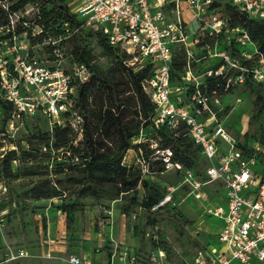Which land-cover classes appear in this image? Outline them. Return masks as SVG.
<instances>
[{
    "label": "built area",
    "instance_id": "1",
    "mask_svg": "<svg viewBox=\"0 0 264 264\" xmlns=\"http://www.w3.org/2000/svg\"><path fill=\"white\" fill-rule=\"evenodd\" d=\"M64 1L81 22L72 32L82 27L100 31L112 47L129 56L126 65L133 67L134 71L151 67V75L142 82V87L155 106L154 125L166 124L172 130L183 125L207 162L204 179H200L193 171L172 163L169 149L156 151L165 171H180L183 184L198 200L207 198L202 190L204 186L216 185L224 189L223 204L209 210L211 216L222 222L215 234L218 247L197 250L194 264H264V170L261 174L254 170L256 166L264 169L259 153L254 151L260 149L255 147L249 156L238 146V141L221 124L220 94L216 88L207 90L206 86L209 77L220 76L222 84L228 87L233 82L242 84L247 75L264 86V55L258 53L246 32L239 27L226 30L227 19L216 16V9H211L218 0ZM229 2L249 18L264 20V0ZM184 10L190 13V21L198 22L200 34L195 37L196 33H192V40ZM206 13L210 15L207 19L203 18ZM224 30L225 33L237 31L241 34L235 39L238 46L248 43L254 46V52L239 51L241 59L251 62L248 66L230 57L223 48L224 40H215L213 45H200L204 38H215ZM29 32L35 37L43 29L32 25ZM16 38L13 36L9 44L0 41V98L11 106L5 121L0 116V160L8 151L17 150L13 138L18 123L24 118L40 115L49 124V130L54 124L67 123L81 138L82 118L73 108L75 88L92 76L84 64L73 63L70 71L60 67L58 42L65 36L45 40L53 46L51 54L56 57L52 66L46 64L47 59L33 57L27 50L21 52L22 47L14 42ZM219 44L221 47L218 48ZM178 47L184 49L186 63L181 67V82L173 84L172 57ZM197 48L207 51L209 57L218 58L216 69H206L201 75L195 73L192 64L201 59L195 57ZM230 72L235 74L233 81L231 77L227 78ZM133 143H136L135 139ZM137 162L142 173H146L148 167L143 157H138ZM17 163V160L12 161L13 166ZM0 190H7L1 177ZM169 199L165 196L159 206ZM159 254L161 262L168 264L164 253L159 251ZM24 256L20 249L4 252L6 261ZM137 259V255L131 257L132 262ZM69 263L80 264L81 261L72 255Z\"/></svg>",
    "mask_w": 264,
    "mask_h": 264
},
{
    "label": "trees",
    "instance_id": "2",
    "mask_svg": "<svg viewBox=\"0 0 264 264\" xmlns=\"http://www.w3.org/2000/svg\"><path fill=\"white\" fill-rule=\"evenodd\" d=\"M39 13L34 24L42 27L43 32L35 37L27 33L30 46L40 44L47 38L58 39L60 35L69 32L68 36L58 42L70 44V58L73 63L84 64L92 73L91 78L75 88L74 110L82 118L81 138L66 123L54 124L51 130L31 132L25 139V147L8 151L0 160V177L7 185L9 179H16L13 172V160L18 164L31 162L38 164V170L32 174L38 180L28 191L29 199L41 201L58 199L57 209L66 217V227L69 229L74 222L75 212L83 211L85 198H90L97 206H102L104 200H119L120 214L130 217L140 209L145 216V224L151 231L155 230L157 239L147 238L152 249L171 251L169 242L162 237L159 227L162 215L167 219L185 227L187 220L179 213L162 214L167 202L159 206L165 197V189L148 177L149 173L160 175L165 171V165L156 151L169 149L172 153L170 161L178 163L184 170H191L196 177L204 179V170H200L199 160H204L197 146L180 125L176 130L166 124L154 125L155 106L142 87V82L151 75V67L146 66L137 71L126 65L129 56L116 47H112L100 31L89 28H79L77 16L71 12L64 0H41ZM19 9L17 6L0 7V28L7 27L8 33L0 34V41L11 43L12 34L9 26V16ZM211 9H219L221 16L228 21L230 30L239 27L246 32L249 40L254 43L260 55H264V20L251 19L244 12L237 10L229 0H218ZM215 38H204L200 45L212 44L224 40L223 48L231 58L242 65L251 62L239 57L240 49L235 41L226 42L225 31ZM96 40L102 50V55L109 59V66L103 68L95 61L92 49L87 40ZM50 53L53 48L48 45ZM186 63V54L182 47L173 52L171 65V82H181V67ZM195 63L192 64V66ZM217 68V65L213 67ZM242 85L254 96L251 104L249 123L255 119L264 122V86L256 83L250 75L245 76ZM207 90L216 88L222 95L228 87L222 84L221 77L206 79ZM11 106L0 98V116L5 121L10 114ZM150 127L153 134L146 141L133 143L138 134ZM256 142L264 148V126L259 130ZM152 143L156 147H152ZM238 146L247 155L253 154V149L245 143ZM132 150L135 157L145 160L148 171L142 173L138 165H125L123 158L127 151ZM59 154H62L61 161ZM261 164H264V154L259 153ZM262 156V157H261ZM152 158H157L151 161ZM206 162V161H205ZM207 163V162H206ZM41 164L42 167H41ZM175 173L181 174L180 171ZM182 175V174H181ZM140 237V247L145 244Z\"/></svg>",
    "mask_w": 264,
    "mask_h": 264
},
{
    "label": "rangeland",
    "instance_id": "3",
    "mask_svg": "<svg viewBox=\"0 0 264 264\" xmlns=\"http://www.w3.org/2000/svg\"><path fill=\"white\" fill-rule=\"evenodd\" d=\"M41 4V0H0V7L5 11L10 5L19 7L9 16L8 29L11 33L14 30L15 35L12 36L17 37L14 42L22 47L21 52L27 50L33 57L47 59L46 64L52 66L56 57L50 53L47 42L30 46L28 37H25L29 27L34 24ZM185 13L183 15L189 21L188 32L192 40V33H196L195 37L200 34L198 22L190 21V13ZM215 15L222 17L219 9L215 10ZM209 16L206 13L203 18L207 19ZM3 33H8L7 27L0 28V34ZM68 34L69 32H66L64 36L67 37ZM240 35L237 31H228L225 33V40L229 43ZM87 43L97 64L107 68L109 59L102 55L96 40L89 39ZM237 47L245 52H254V46L250 43ZM70 49L67 41L59 46L60 67L65 71H70L73 66ZM195 57H201L200 61L193 65L197 75L215 67L219 61L218 58L209 57L207 51L198 48L195 49ZM229 77L233 81L235 74L230 72L227 78ZM220 96L223 107L220 118L222 126L239 144L245 143L252 149L259 147L260 150L254 151L264 154V148L256 142L264 122L255 119L249 123L254 96L242 84L234 82L228 91ZM39 116L24 118L18 123L17 134L13 138L17 149L25 147V139L31 132L37 129L49 130V124ZM152 134L151 128L147 127L138 134L135 141H146ZM152 147L155 148L156 144L152 143ZM59 156L58 161H61L62 154ZM155 160L157 158L151 159ZM123 163L140 166L132 150L127 151ZM199 165L202 171L207 163L199 160ZM38 167V164L31 162H24L22 165L17 163L13 172L18 177L9 179L7 185L4 182L6 192L0 190V264H70L69 257L72 255L80 259V264H163L159 251L164 253L168 264H194L197 250L207 246L218 247L215 234L222 223L211 216L209 210L223 204V187L219 189L216 185L204 186L202 190L207 198L198 200L193 197L190 188L183 184L181 174L173 170L164 171L160 175L148 174L151 180L165 189V196L170 197L161 213H179L187 220L185 227H182L179 223L167 219L165 215L161 216L159 227L162 237L167 239L171 249L167 253L162 249H152L147 240L151 236L157 239V226L151 231L145 224V216L140 209H136V213L130 217L120 214L119 200H104L101 202L102 206H97L92 199H83V211L75 212L74 222L68 229L65 215L57 209L60 204L58 199H29L28 191L38 180L32 172L37 171ZM254 170L261 174L264 169L256 166ZM141 236L146 241L142 247ZM8 249L23 250L25 256L15 261H6L4 252ZM135 253L140 257L136 263L131 261Z\"/></svg>",
    "mask_w": 264,
    "mask_h": 264
},
{
    "label": "crops",
    "instance_id": "4",
    "mask_svg": "<svg viewBox=\"0 0 264 264\" xmlns=\"http://www.w3.org/2000/svg\"><path fill=\"white\" fill-rule=\"evenodd\" d=\"M186 11H187V10H185L184 13H185ZM185 14H186V13H185ZM220 221H221V220H220ZM221 223H222V222H221ZM221 225H222V224H221ZM134 255H137V256H138V260L140 259L138 253H135ZM134 255H133V256H134ZM138 260H137V261H138ZM137 261H136V262H137ZM136 262H135V263H136Z\"/></svg>",
    "mask_w": 264,
    "mask_h": 264
}]
</instances>
